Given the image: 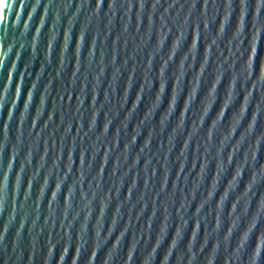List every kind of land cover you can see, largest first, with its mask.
<instances>
[{"label": "water", "instance_id": "water-1", "mask_svg": "<svg viewBox=\"0 0 264 264\" xmlns=\"http://www.w3.org/2000/svg\"><path fill=\"white\" fill-rule=\"evenodd\" d=\"M0 264H264V0H0Z\"/></svg>", "mask_w": 264, "mask_h": 264}]
</instances>
